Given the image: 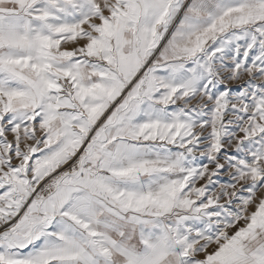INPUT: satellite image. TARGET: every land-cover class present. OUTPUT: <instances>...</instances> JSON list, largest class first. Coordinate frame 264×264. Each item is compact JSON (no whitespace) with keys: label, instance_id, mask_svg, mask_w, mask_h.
Here are the masks:
<instances>
[{"label":"snow or ice","instance_id":"snow-or-ice-1","mask_svg":"<svg viewBox=\"0 0 264 264\" xmlns=\"http://www.w3.org/2000/svg\"><path fill=\"white\" fill-rule=\"evenodd\" d=\"M0 264H264V0H0Z\"/></svg>","mask_w":264,"mask_h":264}]
</instances>
